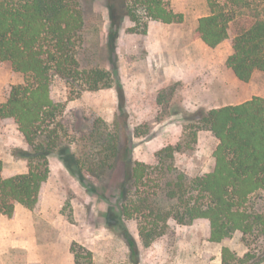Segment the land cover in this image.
<instances>
[{"label":"trees","instance_id":"trees-1","mask_svg":"<svg viewBox=\"0 0 264 264\" xmlns=\"http://www.w3.org/2000/svg\"><path fill=\"white\" fill-rule=\"evenodd\" d=\"M92 6L93 0H82ZM147 18L164 24L183 21L182 14L168 10L163 0H136ZM81 0H0V63L24 76V83L11 87L0 103V121L11 120L29 150L20 151L27 171L2 177L0 161V215L11 219L16 206L34 210L50 175V156L56 153L65 167L96 193L97 188L83 174L79 159L61 117L65 106L51 94L55 77L72 89L98 91L114 88L118 111L116 132L100 119L91 133L81 134L82 117L74 113L80 137L73 142L93 150L87 160L93 171L122 168L118 186V211L110 209L112 224L134 220L140 244L148 248L167 234L171 226L208 223L207 241L221 244L240 234L246 252L238 256L230 248L221 250V264H264V98L252 97L235 105L190 114V135L156 153L148 165L131 156L127 138L129 115L118 74L103 69H83L78 53L83 43L85 13ZM107 48L115 57L119 30L125 18L137 21L126 0H108ZM92 9V7H91ZM228 20L215 12L198 19L194 39L214 48L228 39ZM227 67L236 79L248 82L256 71L264 73V21H256L232 38ZM78 91V92H79ZM104 126H103V125ZM209 131L218 141L213 152L214 166L200 176H189L175 164L177 154L194 149L197 133ZM126 131V133L124 132ZM190 139V142L187 140ZM104 154V158L99 155ZM109 158V159H108ZM108 159V160H107ZM133 264L139 263L136 239L123 229ZM73 264H93L92 252L73 242Z\"/></svg>","mask_w":264,"mask_h":264},{"label":"rangeland","instance_id":"rangeland-1","mask_svg":"<svg viewBox=\"0 0 264 264\" xmlns=\"http://www.w3.org/2000/svg\"><path fill=\"white\" fill-rule=\"evenodd\" d=\"M163 1L168 10L182 14L183 21H153L136 0H126L137 21L125 18L116 42V56L112 58L107 48L108 0H93L92 6L81 0L86 22L78 53L81 68L103 69L112 74L115 70L118 74L129 115L127 138L131 156L148 165L156 163L159 150L180 142L184 131L186 136L190 135L191 113L238 104L254 96L264 97V73L256 71L248 82H242L227 67L232 38L256 21H264V0ZM213 12L229 22L228 39L211 48L194 39L193 32L198 19ZM161 63L170 67V80L164 77ZM23 83L22 74L0 63V103L6 102L11 87ZM78 91L59 77L53 80L52 97L65 106L61 121L69 134L66 142L71 143L83 174L97 191L73 175L53 153L49 179L35 209L30 211L18 205L13 218L0 216V264H73V242L92 252L93 264H133L123 229L137 241L138 264H221L224 246L238 256L246 252L240 234L221 244L208 242V223L202 220L191 226H171L165 236L148 248L140 244L136 221L117 218L112 224L110 209L115 214L118 211L117 185L122 181V168L118 165L113 171H105L104 167L91 170L94 163L87 157L93 147L89 142H73L80 137L73 124L74 113L79 111L83 120L77 130L81 134L91 133L96 119L115 133L119 114L116 92L114 88ZM217 144L209 131L200 130L194 149L176 155V166L192 177L208 173L214 166ZM27 150L29 147L14 122L0 121L2 177L27 171V161L19 154Z\"/></svg>","mask_w":264,"mask_h":264},{"label":"crops","instance_id":"crops-1","mask_svg":"<svg viewBox=\"0 0 264 264\" xmlns=\"http://www.w3.org/2000/svg\"><path fill=\"white\" fill-rule=\"evenodd\" d=\"M159 67L161 68H163V71H164V74H165V78H166V80H170V78H171V75H172V71L169 69L170 67L168 66V64L166 63V66H164L163 65V63H161L160 65H159ZM171 72V73H170ZM262 98H264V97H262ZM250 100V99H249ZM247 101V100H246ZM245 102V101H244ZM242 103V102H241ZM238 104H240V103H238ZM229 105H235V104H229ZM1 217H3V215H0Z\"/></svg>","mask_w":264,"mask_h":264}]
</instances>
